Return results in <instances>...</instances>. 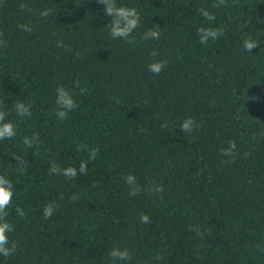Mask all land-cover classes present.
<instances>
[{"label": "trees", "instance_id": "obj_1", "mask_svg": "<svg viewBox=\"0 0 264 264\" xmlns=\"http://www.w3.org/2000/svg\"><path fill=\"white\" fill-rule=\"evenodd\" d=\"M113 2L138 14L126 38L105 0H0V124L15 130L0 264H113V248L131 256L116 264H264V0ZM209 28L222 35L201 44Z\"/></svg>", "mask_w": 264, "mask_h": 264}, {"label": "clouds", "instance_id": "obj_2", "mask_svg": "<svg viewBox=\"0 0 264 264\" xmlns=\"http://www.w3.org/2000/svg\"><path fill=\"white\" fill-rule=\"evenodd\" d=\"M105 9L104 12L106 16L111 17V22L109 24L110 35L113 38H121L128 37L129 34L137 27L139 23L138 14L134 9H128L124 7H117L113 0H105ZM45 15L47 13H44ZM201 14L208 18L209 20L214 19V17L207 11H201ZM198 38L201 44H207L209 38L216 39L218 36L222 35V30L216 28H209L204 30H197ZM145 38H159V33L154 30H150L145 34ZM258 45L257 42L251 39H245L243 42V47L245 50L252 52L254 48ZM164 68V62L158 61L153 62L148 65V70L152 73L159 74ZM57 103L63 108L71 110L74 108L75 102L71 98L70 94L67 93L63 88L57 89ZM15 110L19 115H25L29 113V108L25 106L23 103H18L15 105ZM65 111H60L58 113L59 117L63 119L66 116ZM0 120H3V114L0 113ZM193 121L189 118L182 122L181 130L182 131H190ZM15 135L14 126L11 123H3L0 124V139L11 138ZM25 143H29V141H25ZM235 149V144H231L230 149L226 154L231 155L232 150ZM92 156H95V152L93 151ZM58 169L53 166L52 171H57ZM81 173L86 171L85 165L81 164L80 166ZM66 176H75L76 171L73 168H69L63 173ZM129 183H132L133 178L129 176L127 178ZM13 197V186L9 179L4 176H0V254L4 256H9L12 251L15 249V245L13 244L11 247L9 246V239L7 233H10L13 230V226L4 220V216L6 215L5 209L12 202ZM54 205L48 204L44 208V217L47 219L53 214ZM17 213L20 216L24 215L23 209L17 208ZM143 220L147 221V217H142ZM109 256L113 262L116 264L117 261H127L131 259V256L127 249L121 250L119 248H113Z\"/></svg>", "mask_w": 264, "mask_h": 264}]
</instances>
